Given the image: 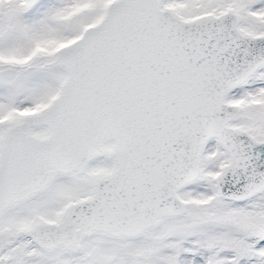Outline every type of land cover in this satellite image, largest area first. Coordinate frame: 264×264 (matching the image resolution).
I'll use <instances>...</instances> for the list:
<instances>
[{
    "label": "snow or ice",
    "instance_id": "snow-or-ice-1",
    "mask_svg": "<svg viewBox=\"0 0 264 264\" xmlns=\"http://www.w3.org/2000/svg\"><path fill=\"white\" fill-rule=\"evenodd\" d=\"M0 264H264V0H0Z\"/></svg>",
    "mask_w": 264,
    "mask_h": 264
}]
</instances>
